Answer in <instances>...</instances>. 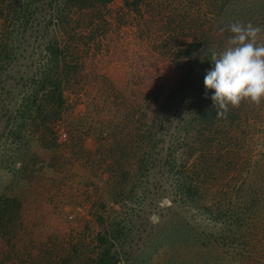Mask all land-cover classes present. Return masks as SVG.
I'll list each match as a JSON object with an SVG mask.
<instances>
[{"label": "trees", "instance_id": "trees-1", "mask_svg": "<svg viewBox=\"0 0 264 264\" xmlns=\"http://www.w3.org/2000/svg\"><path fill=\"white\" fill-rule=\"evenodd\" d=\"M113 1L0 0V170L12 177L0 194V244L6 245L0 264H137L132 248L140 242L145 252L168 234L183 232L180 240H201L205 248L222 245L227 234L256 228L264 212V157L243 158L247 132L264 122V100L242 102L218 119L212 92L205 98L204 86L212 66L208 50L226 44L232 23L264 27V0H200V14H193L191 0L183 6L184 38L174 37L180 27H173V14L164 27L167 58L180 76L165 96L144 98L130 110L119 130L109 124L101 131L96 152L103 173L90 184L99 193L91 207L93 231L88 228L57 255L38 254L32 241L18 247L15 241L23 233L19 189L33 182L40 168L34 151L59 146L54 128L69 108L66 92L79 82L84 58L108 24L103 10ZM123 2L129 11L149 7L152 17L163 12V0ZM105 199L120 210L109 212ZM165 200L170 202L165 209L195 215L196 223L205 220L212 228L196 224L185 230L178 224L159 235L151 206ZM146 228L153 236L143 240ZM230 237L239 245L236 236ZM255 253H241L239 264L254 261Z\"/></svg>", "mask_w": 264, "mask_h": 264}, {"label": "rangeland", "instance_id": "rangeland-1", "mask_svg": "<svg viewBox=\"0 0 264 264\" xmlns=\"http://www.w3.org/2000/svg\"><path fill=\"white\" fill-rule=\"evenodd\" d=\"M189 1L163 0V19L157 15L152 17L154 11L150 13L145 5L140 12L129 11L123 0H114L103 10L108 24L84 58L79 82L66 92L69 108L63 121L54 128L57 136L58 131L64 130L68 134V142L60 141L58 137V151L56 147L44 146L34 151L40 168L32 178L33 182L19 189L23 222L21 239L15 241L19 248H26L32 241L38 248V254L48 251L57 255L69 250L80 234H87L84 231L92 228L91 207L99 193L96 196L97 189L90 184H97V175L103 173L98 167L99 153L96 152L101 131L109 124L119 130L130 110L142 104L144 98L158 97V94L161 95L158 98L165 96L180 76L181 70L167 58L165 44L168 33L164 27L168 23L166 18L173 14L176 18L173 27H180L174 37L178 41L184 38L181 29L185 15L183 6ZM193 3V14H200V0H193ZM262 114L264 116V108ZM244 145L246 152L243 158H252L255 162L264 157V122L247 132ZM248 175L246 172V177ZM249 177L252 180L253 175ZM11 182V175L0 170V194ZM104 202L112 214L120 210L109 199ZM169 205L170 202L165 200L151 206L153 217L150 215V220L160 225L159 235H167L178 224L185 230L196 224L205 230L212 228L205 220L198 219L196 223L195 215L182 210L177 214L165 209ZM256 222V228H240L235 231L239 232L237 234H227L229 237L222 245L215 243L205 248L201 240L195 243L192 239L186 240L185 236L180 240L183 232L172 233L158 242L156 248L145 252L144 243L140 242L132 248L133 257H138L137 264H143V259H146V264H239V255L252 251L256 256L248 264H264V212ZM149 232V228L142 232L143 240L153 236ZM230 236H236L239 245L232 244ZM244 241L248 246H243ZM5 248L6 245L1 243L0 249Z\"/></svg>", "mask_w": 264, "mask_h": 264}, {"label": "clouds", "instance_id": "clouds-1", "mask_svg": "<svg viewBox=\"0 0 264 264\" xmlns=\"http://www.w3.org/2000/svg\"><path fill=\"white\" fill-rule=\"evenodd\" d=\"M227 30L232 35L226 44L208 50L212 66L204 76L205 98L211 91L218 119L242 102L260 105L264 100V27L235 22Z\"/></svg>", "mask_w": 264, "mask_h": 264}, {"label": "built area", "instance_id": "built-area-1", "mask_svg": "<svg viewBox=\"0 0 264 264\" xmlns=\"http://www.w3.org/2000/svg\"><path fill=\"white\" fill-rule=\"evenodd\" d=\"M58 137L60 139V141H67L68 139V134L64 131V130H61V131H58Z\"/></svg>", "mask_w": 264, "mask_h": 264}]
</instances>
